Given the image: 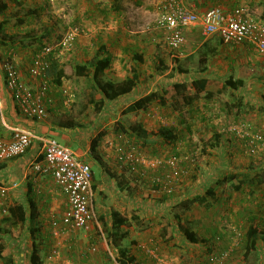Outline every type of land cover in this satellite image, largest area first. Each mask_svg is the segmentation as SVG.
<instances>
[{"label":"rangeland","instance_id":"1","mask_svg":"<svg viewBox=\"0 0 264 264\" xmlns=\"http://www.w3.org/2000/svg\"><path fill=\"white\" fill-rule=\"evenodd\" d=\"M5 1L9 3L7 13L10 15L17 13L19 19L22 18L24 21L18 26V18L12 17L7 23V32H17L20 36L28 33L32 37L24 42L5 44L0 40L1 98L2 90L6 88L8 92L5 68L7 60L14 62L26 83L32 88L39 85V89L44 85L43 81L32 76L31 67L36 55L45 47H51L52 52L46 56L49 63L48 86L52 83V87L57 88L60 87L58 85L60 83L55 80L56 73L49 69L51 60L67 63L70 54H78L82 43L90 40L96 43V38L95 46L102 42L106 43L112 52V63L106 70L105 79H123L129 73L133 53L142 55L144 59L142 62L135 61L140 74L139 83L142 82L143 87L141 94L157 91L162 96L165 93L164 89L167 87L171 89L170 86L174 82L190 84L197 77H208L207 90L199 93L192 104L186 103L183 97L185 94H195L194 88L188 89L184 94L169 91L170 94L165 96L166 104H162L161 99L157 98L140 114L126 113L125 107L130 102L126 100L116 101L118 109L114 108L109 112L110 116L106 121L120 119L123 121L121 123L127 125L135 120L129 117L133 115L144 121L151 132L158 130L162 125H167L175 128L177 133V138L172 142L163 138H158L152 143L131 141L136 148L139 163L143 165V168L137 167L135 171H141L138 172L140 174L138 184L143 189L140 193L142 191L144 193L139 194L138 208L126 212L130 222L127 226L130 235L124 245L127 246L128 243L130 252L144 264H207L211 257L225 251L229 254L223 260V264H264V248L260 247L258 252L251 253L245 250L246 231L250 221L254 219L264 225L261 222L263 221L261 219H264V54L250 42L240 45L223 43L218 53L207 63V72L202 74L200 71L202 65L199 64L197 55L200 47L197 49L196 46L188 47V50L177 53L159 43L154 21L160 0H142L147 11L140 15L142 17L140 21L133 20L128 14L123 16V11L115 7L117 0H98L99 12L94 13L90 19L82 14L74 17V0H20V4L12 0ZM120 1L118 4L126 7L125 1ZM263 1L233 0L226 6L244 7L253 16L263 20ZM104 3L105 6H102ZM259 6L260 10H256ZM127 7L128 11H131L130 6ZM5 18V15L0 13V21ZM123 24L125 28H122ZM126 24L129 27H126ZM113 30L120 32L116 33ZM70 34L74 37L72 46L65 48L61 41ZM208 38L219 40L218 35ZM134 45L137 48L133 49ZM94 51L92 48L89 54ZM162 60L165 63L160 66ZM180 65L188 69V72L181 73L178 69ZM73 66L67 63L65 72L69 74H65L67 78L65 76L61 78V82L65 84L61 85L64 104L67 100L64 89L72 92L75 97L74 92L78 91L72 81H69V75H74ZM164 66H167V69L161 73L158 67ZM229 77L243 78L245 85L238 90L224 88L223 85ZM83 83L82 94L85 88V82ZM208 90L213 92L210 99L205 97ZM47 98L48 91L45 102H48ZM83 101L80 107L84 104ZM70 103L65 104L67 108L70 107L68 106ZM72 110L71 108L69 113L73 114ZM111 113H114L112 115H115V118L112 119ZM87 115L91 118L92 124L96 125L99 112L91 108ZM106 121L101 123L104 124ZM102 124L94 128L93 135H96V139L98 135L107 134L115 139L128 138L125 135L124 138L119 137V123L115 122L105 128H102ZM172 156L179 158L177 170L169 168L168 159ZM149 161H152V164ZM173 171L181 174L171 183L173 192L166 194L163 190L156 189L155 179L166 177L168 174L173 175ZM229 173H237L240 176L234 182L217 185V181H221ZM244 173H249L251 177L249 182L241 183V175ZM162 185L164 187V184ZM235 185H240L241 188L238 190ZM208 186L213 187L216 193V200L212 205L206 207L199 202H192L190 210L186 211L184 209L186 205L180 201L203 195ZM151 189L154 196L153 193L147 192ZM172 201L175 203L172 204ZM176 214L198 222L195 229L199 242L190 244L185 241L184 234L177 225ZM8 229L11 236L0 233V244L4 254L10 255L18 250L29 251V248H32V240L27 239L28 237L17 240L18 238L14 236V233L18 234L24 227L15 226ZM46 233L41 234L42 238L38 239L40 245H44L43 251L48 247ZM97 236L93 243L94 248L92 249V245V250L86 254L77 253L74 256L66 249H60L55 264H117L116 250L106 246L100 232ZM50 251L49 254L52 253Z\"/></svg>","mask_w":264,"mask_h":264},{"label":"crops","instance_id":"2","mask_svg":"<svg viewBox=\"0 0 264 264\" xmlns=\"http://www.w3.org/2000/svg\"><path fill=\"white\" fill-rule=\"evenodd\" d=\"M74 1V17L82 14L85 16V18L90 19L94 13L99 12L97 3L98 0ZM124 1V5L126 7L123 8L118 4L121 3L120 0H117L118 3L115 7H117L121 12L123 11V16L128 14L133 20L137 19L140 21V18H142L140 15L147 11L145 2L142 0ZM229 1L233 0H190V4L198 13L202 14L214 4L221 5L224 7V9L231 10L233 9V6H226L229 4ZM81 4H83L82 8ZM128 5L130 6L131 11H128ZM102 6H105V3ZM260 8L261 6H259L256 10H260ZM256 18L258 19V17ZM263 20L258 19V21L264 26ZM123 25H121V27ZM126 27L129 26L126 24ZM122 28H125V25ZM113 31L116 33L120 32V30ZM187 34L191 41V45H189L191 48L195 46L196 49L201 47V45L208 39V37H204V34L199 26L190 28L187 31ZM96 43L94 41L91 42V40L82 43V47L80 50H78V54H70L66 62L75 66L93 58L99 45L106 44L102 42L95 46ZM92 48H94L95 51L92 54H89V51ZM134 48H137V46L134 45L133 49ZM185 50L188 49L186 48ZM81 53H87V55H83ZM135 54L136 53H133V56ZM131 59L129 58V60ZM131 63L135 65V61H133V59ZM128 75H126L124 78H126ZM71 76L69 81H72V84L76 87V89H78V91H75L73 88L75 92L70 89L76 94L75 101L68 105L70 107L67 108V106L64 104V95L62 90V86H65V84L61 82L58 84L60 87L54 88L52 87V83H50V88L47 90L49 97L47 102V115L41 120H34L23 115L20 112L13 97L11 94H9V91L7 92L6 88L5 90H2V98L0 96V140H9L12 137L13 128L23 127L34 131L39 136H51L58 139L61 143L71 147L81 161L89 162L92 166L94 177V223L92 224L90 230H80L76 233H72L67 236L63 235L62 237L57 238L54 237L52 232V220L53 218H59L61 215H63L64 211L68 208V198L60 186L56 183L51 172L37 171L32 167V164L36 161H41L43 163L44 156L42 153L41 141L34 139L25 154L6 161H0V165L4 164L3 168L0 169V186L10 187L5 199L8 207L15 204H22L24 207H26L28 212H31L32 207H34L38 213L37 221L41 225V234L43 235L47 232L46 234L48 235V241L46 243L48 244V251H43L44 245H40L42 250L41 257L43 261L47 262L46 264L57 263L56 258L58 257H53L55 258L53 259L49 254V251H52L54 248L59 249V251L60 249H66L67 252L74 254V256L77 253L86 254L87 251H91L95 246L93 243L95 240H97V234L99 232L102 234L106 246H108L101 222L99 220L100 217H105L106 222L111 224L113 210H118L126 216L127 211L136 210L138 208L140 200L139 194L144 193V191L140 193V191L143 189L138 184V177H140L138 172L141 171L132 170L128 163L121 162L119 159V155L122 153V151L128 152L130 150V145H133L131 141H138L135 139H115L114 137L111 138L109 134L105 135L106 137L98 135V139H96V135H93L94 128L100 127L104 120H107V117L110 116L109 112L114 110V108L116 110L118 109L116 106V101H130L125 107L127 108L130 104L148 94H141L143 91V87L141 86L142 82L139 83L131 93L121 96L114 101L108 102L104 110L98 115L99 117L97 121L99 123L97 122L96 125H93L91 118L87 115V112L94 107L92 105H87L86 92L84 93V91H86L85 88L82 94L84 84L83 82H85V80L81 76ZM35 86H37V84ZM38 87L39 85L35 88L38 89ZM84 99L85 101H83ZM82 101L84 104L82 107H80ZM71 108L73 109V114L69 113ZM130 113L140 114L141 111ZM112 114L114 113H111V117L113 119L115 118V115ZM103 115H105V117ZM129 117L135 119L134 121L130 119L132 122H142V120H138V117H134L133 115H129ZM115 122L117 124L123 121L120 119L108 120L102 124V128L111 126V124ZM137 167L143 168V165L138 163ZM147 192L151 194L153 193V196L155 195L153 189L149 191L147 190ZM173 202L174 201H172V204L175 203ZM7 215H5L3 218H5ZM126 218L129 219L127 216ZM2 219L0 220V225H2ZM28 225L29 221L24 225L18 224L17 227H24V229L20 230L18 234L14 233V236L18 238L17 240L24 239L25 237H28L27 239L32 240L30 234H28ZM9 227L10 226L8 225L7 229ZM41 234L39 235L38 239H40ZM7 235L11 236V233L8 232ZM92 245L93 247L91 249ZM29 249V251L18 250L17 252L10 253L13 255L15 264L31 263L32 248ZM46 251L48 253L45 255ZM87 257L88 255L85 256V258Z\"/></svg>","mask_w":264,"mask_h":264},{"label":"built area","instance_id":"3","mask_svg":"<svg viewBox=\"0 0 264 264\" xmlns=\"http://www.w3.org/2000/svg\"><path fill=\"white\" fill-rule=\"evenodd\" d=\"M158 14L154 21V30L159 43L171 51L180 53L190 45L187 31L199 26L206 37L218 35L225 44L240 45L250 42L264 54V26L244 7L225 10L220 5H213L202 14L198 13L190 4V0H160ZM73 35H67L61 41L65 48L72 46ZM52 52L51 47H45L33 60L31 74L43 81L38 90L32 88L16 69L14 62L7 60L6 82L8 91L16 102L20 112L34 120L44 119L47 115L45 97L49 88V77L46 56ZM67 97L65 104L72 103L75 95L64 89ZM48 99V98H47ZM70 103V104H71ZM124 135L119 137L124 138ZM34 139L42 143L43 163L36 161L32 167L37 171H49L56 183L67 195L68 208L59 218L52 220L54 237H62L80 230H90L94 223L93 208V170L89 162L81 161L75 151L51 136H39L34 131L23 127L12 129L9 140H0V161H6L26 153ZM128 139V138H127ZM121 162H126L132 170L137 168L139 158L134 145H130L128 152L119 155ZM152 164V161H149ZM169 168L177 170L179 158L172 156L168 159ZM169 169V170H170ZM178 171L173 175L156 178L166 194L173 192L172 181L178 179ZM164 184V187L163 185ZM9 186H0V220L7 215L9 207L5 201ZM99 227V225H98ZM229 253L221 252L210 258L207 264H223ZM59 249L54 248L50 257H59Z\"/></svg>","mask_w":264,"mask_h":264},{"label":"trees","instance_id":"4","mask_svg":"<svg viewBox=\"0 0 264 264\" xmlns=\"http://www.w3.org/2000/svg\"><path fill=\"white\" fill-rule=\"evenodd\" d=\"M12 1L18 4L21 3L20 0ZM8 8V1L0 0V13L4 14L6 17L2 21H0L1 42L4 44L7 42L15 43L16 41L24 42V40H26L27 38H31L32 35L28 33L20 36V34L17 32H7L6 26L12 17L18 18V26H21L24 23L22 18L19 19L17 13H12L13 15L8 14ZM32 15L33 14H30V16ZM218 39L219 40L216 41L215 39L213 40L212 38H208L197 51V55L199 57L198 62L202 65V68L200 69L202 74L207 72V63L209 62L211 57L215 56L218 53L220 45L224 43L220 37ZM112 58V52L109 46H107L106 44H100L93 58L86 60L84 63L73 66V74L76 76H81L85 80L87 105H92L95 111L99 113L104 110L108 102L114 101L121 96L131 93L139 84V71L135 65L131 64L129 65L130 74L123 80H114L112 78L105 79L106 70L110 67ZM132 59L133 61L139 62H142L144 60L142 55L138 53H136L132 57ZM163 63H165L164 60L160 61L159 65L161 66ZM65 65L66 64L58 63L53 59L51 60L49 69H52L56 73L55 80H57L58 83H61V78L65 76V74H69L65 72ZM158 68L161 73H164V71L167 69V66ZM178 69L181 73L188 72V69H185L181 65L178 67ZM208 82L209 79L206 76L197 77L193 79L190 84L189 82H174L170 86L171 89L168 87L164 89V95L160 96L157 91L150 92L147 95H144L143 97L136 100L134 103L130 104L125 109V112L130 113L143 110L145 111L157 98L161 99L162 104H166L167 99L165 96L169 93V91L172 90L175 91V94H184V92L188 91V89L194 88L196 90L195 94H185L183 97L186 103L192 104L196 100L199 93L207 90ZM244 85L245 80L243 78L229 77L228 79H226L223 87L238 90ZM212 95L213 92L208 90L205 94V97L207 99H210ZM119 126V135L123 134L125 136H128V139H135L137 141L141 140L144 143L155 142L158 138H163L172 142L177 138L176 129L167 125H162L158 130L153 132H151L143 122H132L127 125L119 123ZM3 166L4 164H1L0 169L3 168ZM239 176L240 174L237 173H229L226 177H224V179H222L221 181H217V185L225 182H234L235 179ZM241 176V183L249 182L251 177L249 173H244ZM155 186L158 190H161L162 188V186L157 182L156 179ZM235 187L238 190L241 188L240 185H235ZM214 200H216L215 189L208 186L205 189L203 195H197L192 199L187 198L186 200H181L180 203L185 204L186 206H184V209L186 211H189L191 206L190 204L192 202H199L201 205L210 207ZM176 219L178 220L177 225L180 228L181 233L184 234V239L187 243L195 244L200 241L195 229V225L198 223L197 221L188 217H183L179 214H176ZM37 220L38 213L36 212V209L34 207H32L31 212H28L26 207H24L22 204L12 205L9 207L8 215L2 219V225H0V233L7 234L9 232V229H7L6 226L8 225L10 227H15L18 226V224L24 225L29 221L28 234H30V237L32 239L31 264H44L41 257V246L38 241L39 235L41 234V225ZM99 220L101 222L108 246L116 250L117 252L115 257V261L117 262V264H144L130 252V246H128V243L127 246L124 245V242L130 235V229H128L127 227L130 222L124 214H122L118 210H113L111 224H108L105 220V217L103 216H101ZM261 220H263L261 222H263L264 224V219ZM245 239V250L247 253H251L253 251L258 252L261 249L260 247L264 248V225L252 219L246 231ZM0 259L2 261L1 264H15L13 255L4 254L1 244Z\"/></svg>","mask_w":264,"mask_h":264},{"label":"clouds","instance_id":"5","mask_svg":"<svg viewBox=\"0 0 264 264\" xmlns=\"http://www.w3.org/2000/svg\"><path fill=\"white\" fill-rule=\"evenodd\" d=\"M205 36V35H204Z\"/></svg>","mask_w":264,"mask_h":264}]
</instances>
